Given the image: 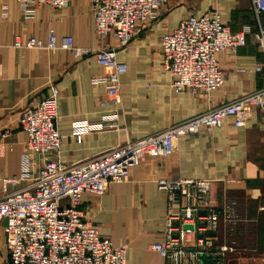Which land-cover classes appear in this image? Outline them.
Masks as SVG:
<instances>
[{
  "label": "crops",
  "instance_id": "obj_1",
  "mask_svg": "<svg viewBox=\"0 0 264 264\" xmlns=\"http://www.w3.org/2000/svg\"><path fill=\"white\" fill-rule=\"evenodd\" d=\"M213 10L222 14L232 31L250 27L247 43L235 51L219 53L225 79L220 89L175 92L164 67L161 38L183 18ZM261 28L264 13L257 15L252 0H169L130 45L118 50L127 71L121 76L122 102L114 106L108 102L105 85L93 82L104 75L94 54L77 58L66 49L15 46L17 38L27 41L31 36L47 42L53 29L58 37L71 35L79 47H117L113 35H98L90 0H71L59 9L36 7L32 19L23 16L17 0H0V197L4 177L38 172L40 162L28 154L27 134L20 125L29 101L49 96L53 88L61 91L57 128L62 143L57 158L76 164L263 89L264 47L254 37ZM113 111L119 115L121 130L89 133L81 140L74 135L76 122L99 120ZM6 129H10L9 135H5ZM181 177L212 179L214 196L237 201L241 221L233 238L245 250L229 264H264V110L255 111L244 127H236L233 117L224 118L222 125L211 131L201 127L197 134L181 137L172 154L147 157L130 167L125 181L111 183L104 194L84 193V217L115 245L127 247V264H166L151 249L163 239L167 208L166 192L158 181ZM6 241L2 221L0 264L10 256Z\"/></svg>",
  "mask_w": 264,
  "mask_h": 264
},
{
  "label": "built area",
  "instance_id": "obj_2",
  "mask_svg": "<svg viewBox=\"0 0 264 264\" xmlns=\"http://www.w3.org/2000/svg\"><path fill=\"white\" fill-rule=\"evenodd\" d=\"M27 19L35 16L36 7L48 5L59 9L71 0H17ZM95 12L99 36L113 35L117 47L87 49L75 44L71 35L58 37L53 29L44 42L35 36L27 41L17 38L19 48L47 51L66 49L81 58L94 54L104 68V75L93 78L105 85L108 102H122L121 76L127 65L118 58V50L133 41L137 33L156 19L169 0H90ZM257 15L264 13V0H252ZM251 28L232 31L219 11L191 14L163 34L161 47L164 67L172 77L175 92L191 90L211 93L224 85L219 53L235 51L247 43ZM264 47V29L254 33ZM262 66L258 65L257 70ZM61 91L25 107L20 125L27 134V152L40 162L31 176L4 177L0 197V222H5L9 259L5 264H127V247L115 245L84 217L82 198L90 192L102 195L111 183L125 181L129 168L147 157L172 154L183 136L220 127L224 118L233 117L236 127H244L257 110H264V88L209 108L161 132L137 140H127L85 161L68 165L57 156L62 135L57 128ZM121 130L116 111L99 120L74 124V135L81 140L94 132ZM5 135L10 134L6 129ZM27 181L24 186H19ZM166 192L163 239L151 245L166 264H229L241 251L233 238L241 216L237 201L213 194V180L207 178H164L158 181ZM224 234V239L223 235ZM227 234L230 238L226 239Z\"/></svg>",
  "mask_w": 264,
  "mask_h": 264
}]
</instances>
